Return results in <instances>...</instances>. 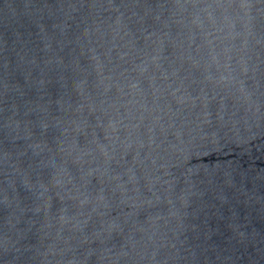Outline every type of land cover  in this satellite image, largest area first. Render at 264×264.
Segmentation results:
<instances>
[{
	"label": "water",
	"instance_id": "obj_1",
	"mask_svg": "<svg viewBox=\"0 0 264 264\" xmlns=\"http://www.w3.org/2000/svg\"><path fill=\"white\" fill-rule=\"evenodd\" d=\"M0 264H264V0H0Z\"/></svg>",
	"mask_w": 264,
	"mask_h": 264
}]
</instances>
